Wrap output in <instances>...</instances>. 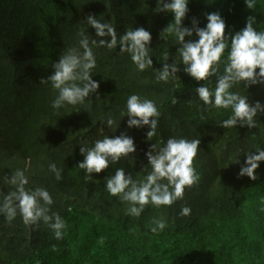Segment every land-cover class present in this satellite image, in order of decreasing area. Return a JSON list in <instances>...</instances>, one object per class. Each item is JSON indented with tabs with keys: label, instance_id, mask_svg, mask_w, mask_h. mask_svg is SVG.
<instances>
[{
	"label": "trees",
	"instance_id": "trees-1",
	"mask_svg": "<svg viewBox=\"0 0 264 264\" xmlns=\"http://www.w3.org/2000/svg\"><path fill=\"white\" fill-rule=\"evenodd\" d=\"M188 7L184 26L195 17L204 27L207 13L220 12L226 34L245 27L249 16L256 30L264 31V0H254L251 9L244 0H191ZM155 8L156 0H0V192L13 190L4 183L6 175L26 170V187L47 188L52 211L67 225L57 240L43 222L25 225L18 214L9 223L0 215V264H264V162L256 180L237 176L244 154L264 148V115L257 116L255 128H222L230 109L205 106L195 92L198 82L183 65L177 79L157 82L152 68L137 71L119 47L93 49L99 94L82 105L54 110L56 91L40 83L60 55L79 49L81 31L95 38L88 15L110 22L118 36L138 27L150 31L154 69L166 62V53L168 63L178 59L174 37L161 35L173 14ZM215 79L200 83L214 88ZM232 90L250 103L264 102V86L246 88L241 82ZM131 94L154 100L161 113L151 142L147 127L128 129L127 116H120ZM109 117L122 119L116 132L106 126ZM121 132L135 139L137 151L85 179L77 167L83 160L79 147ZM172 136L200 139L194 159L200 180L171 206L149 204L140 217L127 215L128 203L107 192L106 177L123 167L133 179H142L151 170H145L149 144ZM50 163L63 170L61 180L50 172ZM185 206L191 213L181 216ZM160 218L167 227L152 233L153 221Z\"/></svg>",
	"mask_w": 264,
	"mask_h": 264
},
{
	"label": "clouds",
	"instance_id": "clouds-1",
	"mask_svg": "<svg viewBox=\"0 0 264 264\" xmlns=\"http://www.w3.org/2000/svg\"><path fill=\"white\" fill-rule=\"evenodd\" d=\"M190 2L191 0H156V13H171L174 17L161 35L173 36L179 45L176 50L178 59L168 63L169 55L166 53V62L158 70L153 68L150 54V31L138 27L128 29L118 36L116 28L110 22H101L95 16L88 15L85 20L95 30V38L90 40L89 34L81 31L79 49H67L52 65V74L40 80L42 84L50 83L57 93L51 107L59 110L65 106L82 105L91 94L98 95L100 83L92 75V70L97 65L93 49L119 47L121 53L130 56L137 71L144 72L152 68L157 82L167 83L170 79H177V74L181 71L180 65H183V72L198 82L195 92L205 106L230 109V115L220 122V127H257V116L264 115V102L256 100L250 103L248 96L232 89L241 82L246 88L264 86V31H257L253 26L255 18L249 16L245 27L226 34V21L220 12L207 13L204 27L199 26L195 17L192 18L190 27L184 26ZM244 2L249 9L254 7V0ZM212 77L216 78L214 88L209 83H200L209 82ZM125 107L126 111H121L120 116L122 119L127 116V128L147 127L146 141L151 142L157 135L161 115L156 102L131 94L126 99ZM122 119L109 117L105 122L107 128L116 132ZM200 143L198 138L178 136L169 137L166 142L150 143L145 152V170L148 167L151 169L147 175L142 179H133L123 167L117 168L113 175L106 177L105 188L111 196H117L122 202L128 203L126 214L133 217H140L149 204L157 208L171 206L184 198L186 187H191L200 180L194 167ZM136 151L135 139L127 132L105 135L102 139L95 140L92 146L85 143L79 147L83 160L78 162L77 167L84 170L85 179L90 180L93 174L105 171L110 165H115ZM244 155L245 159L237 176L256 180V170L264 162V148L258 147ZM234 163L240 164V160L237 159ZM49 170L57 181L62 179L63 170L55 163L49 164ZM4 183L13 189L6 194L0 192V215L7 222H12L19 214L25 225L36 226L43 222L53 230L57 240L63 238L67 225L58 212L52 211L54 201L47 188L26 187L29 177L23 169H16L10 176L6 175ZM190 213L191 209L187 206L180 211L181 216H188ZM166 227L167 221L160 218L153 221L150 231L157 233Z\"/></svg>",
	"mask_w": 264,
	"mask_h": 264
}]
</instances>
